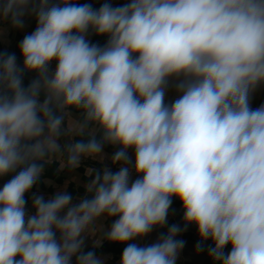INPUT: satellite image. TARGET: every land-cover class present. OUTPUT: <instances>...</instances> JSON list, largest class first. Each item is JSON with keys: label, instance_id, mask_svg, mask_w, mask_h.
Here are the masks:
<instances>
[{"label": "clouds", "instance_id": "obj_1", "mask_svg": "<svg viewBox=\"0 0 264 264\" xmlns=\"http://www.w3.org/2000/svg\"><path fill=\"white\" fill-rule=\"evenodd\" d=\"M26 15L22 66L0 53V264H104L91 236L126 244L120 264H176L189 225L213 264H264V0H0V32ZM87 159L103 167L82 196L32 192L28 210L45 165ZM173 198L183 228L132 242L165 227Z\"/></svg>", "mask_w": 264, "mask_h": 264}, {"label": "crops", "instance_id": "obj_2", "mask_svg": "<svg viewBox=\"0 0 264 264\" xmlns=\"http://www.w3.org/2000/svg\"><path fill=\"white\" fill-rule=\"evenodd\" d=\"M79 3H89L94 9H98L105 0H78ZM113 6L121 4L120 0H110ZM4 31L0 32V53H15L17 56V63L22 66V57L19 51V43L26 34H30L36 27V19L34 16L26 15L24 17V27L14 28L9 21L3 22ZM89 39L93 43H99L103 45L106 42L107 37L96 36L94 34L89 36ZM35 74L27 73L24 76V85L27 86L30 80ZM177 94L171 88L166 94L165 102L170 103L176 98ZM43 99V97H42ZM264 104V86L259 87L251 98V106L253 108L259 107ZM79 139V138H78ZM115 149L112 146H106L104 152L107 157L110 158ZM110 164V159L108 160ZM103 165L99 161L87 159L82 161V164L75 171L63 170V164L61 161H56L51 164L45 165V173L41 179V182L35 186L30 193L26 194V200H28L27 207L31 209V193L36 192L43 194L45 198L52 195L59 187H66L68 192L75 197L82 196L84 194V184L88 182L90 177L88 172L90 168L99 169ZM112 170L116 171L117 166H112ZM11 176H5L0 178V188L3 184L10 179ZM136 177L133 176V179ZM44 180H50L51 184L44 183ZM116 218H110L103 221L104 227L107 229L110 227L112 221ZM179 225L183 228V208L181 202L173 198L172 205L169 209L167 217V224L163 228H155L147 237L143 239H137L132 241L141 246L149 245L158 239L163 233L166 234L168 227L171 225ZM185 241L184 247L180 252L176 264H213V261L208 257L207 252H197L196 245L199 242V236L195 225H189L186 231H182L177 237ZM99 239V236H91L86 239L85 251H95L96 255L103 259L104 264H120L121 256L126 244L111 243L106 239L100 241V247L93 248V243ZM205 244H211V241L205 242ZM230 250V249H226Z\"/></svg>", "mask_w": 264, "mask_h": 264}, {"label": "built area", "instance_id": "obj_3", "mask_svg": "<svg viewBox=\"0 0 264 264\" xmlns=\"http://www.w3.org/2000/svg\"><path fill=\"white\" fill-rule=\"evenodd\" d=\"M53 67H54V64H53ZM28 210L31 212L32 211V209H30V208H28Z\"/></svg>", "mask_w": 264, "mask_h": 264}, {"label": "rangeland", "instance_id": "obj_4", "mask_svg": "<svg viewBox=\"0 0 264 264\" xmlns=\"http://www.w3.org/2000/svg\"><path fill=\"white\" fill-rule=\"evenodd\" d=\"M121 1V4L124 2V0H120Z\"/></svg>", "mask_w": 264, "mask_h": 264}]
</instances>
